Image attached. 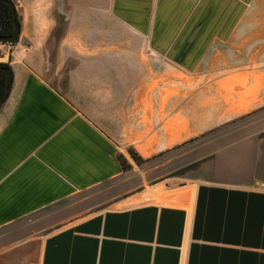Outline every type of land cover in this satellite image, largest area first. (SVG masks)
<instances>
[{"label":"crops","instance_id":"1","mask_svg":"<svg viewBox=\"0 0 264 264\" xmlns=\"http://www.w3.org/2000/svg\"><path fill=\"white\" fill-rule=\"evenodd\" d=\"M24 2L0 264H264L262 130L180 156L177 185L152 194L119 161L264 107V0Z\"/></svg>","mask_w":264,"mask_h":264},{"label":"rangeland","instance_id":"2","mask_svg":"<svg viewBox=\"0 0 264 264\" xmlns=\"http://www.w3.org/2000/svg\"><path fill=\"white\" fill-rule=\"evenodd\" d=\"M15 10L17 12L18 18L21 20L25 10L24 0H22L21 6H15ZM18 40L19 38L17 39V41ZM14 48L12 50H14ZM10 59L8 60L9 63L7 64L11 66ZM196 90H193V92H189V94L194 95ZM243 130L256 132H260L262 130L260 132V135L264 134V107L251 111L250 113L244 115H237L235 117H232L227 121L211 128L210 130L204 131L203 133H198L196 136L189 135L190 137H188L186 140L184 139V141H182L181 143L175 144L168 149L157 151L147 158H141L139 156V153L137 151H134L135 154L139 157V159L135 161L130 156L128 151L125 150V152L123 153L125 158V172L123 174V179L126 183L127 181H130L129 187L133 186V189L142 191L143 188H145L147 194L151 193L148 190L152 188V186L156 183H159L162 186L164 185L163 187H165V183H168L167 185H177L175 182H172L173 180H175L172 177L177 176V174H180L182 171V169L179 168L178 159L180 156H182L181 159H189V157L194 158L196 149L202 146L207 141H210L217 137L221 138L223 136L234 137ZM188 131L192 130H190V128H187V132ZM217 142L218 141H215L214 144H216ZM177 182H182V180H179Z\"/></svg>","mask_w":264,"mask_h":264},{"label":"water","instance_id":"3","mask_svg":"<svg viewBox=\"0 0 264 264\" xmlns=\"http://www.w3.org/2000/svg\"><path fill=\"white\" fill-rule=\"evenodd\" d=\"M1 1L6 2L11 9L12 17H13V24H14V33L11 35L0 36V40H2V41H5V40L15 41L19 38V34H20V22H19L18 17H17V12L15 10V6H14L12 0H1ZM1 74L5 75V87H4L3 93L0 96V106L4 102L6 97L8 96L10 88H11V84L13 81V70H12L11 66L3 65L0 68V75Z\"/></svg>","mask_w":264,"mask_h":264},{"label":"trees","instance_id":"4","mask_svg":"<svg viewBox=\"0 0 264 264\" xmlns=\"http://www.w3.org/2000/svg\"><path fill=\"white\" fill-rule=\"evenodd\" d=\"M0 22L4 27H7V26L11 27V28L13 27V18L11 15V11H10L9 6L6 3H0ZM9 35H11V34H9ZM16 41L17 40H15L13 42L15 43ZM3 65H8V64L7 63H0V67ZM4 87H5V75L1 74L0 75V96L4 91ZM128 153L133 158V160L137 161L139 159V157L131 149L128 150ZM122 157H123L122 155L119 156V161L120 160L122 161V159H123V163H125L124 162L125 158L124 157L122 158Z\"/></svg>","mask_w":264,"mask_h":264},{"label":"built area","instance_id":"5","mask_svg":"<svg viewBox=\"0 0 264 264\" xmlns=\"http://www.w3.org/2000/svg\"><path fill=\"white\" fill-rule=\"evenodd\" d=\"M13 4L18 7L22 5V0H12ZM13 46L14 42L10 40L2 41L0 40V63H9L8 60L10 59L13 53Z\"/></svg>","mask_w":264,"mask_h":264},{"label":"flooded vegetation","instance_id":"6","mask_svg":"<svg viewBox=\"0 0 264 264\" xmlns=\"http://www.w3.org/2000/svg\"><path fill=\"white\" fill-rule=\"evenodd\" d=\"M0 3H6V2H4V1H1L0 0ZM7 4V3H6ZM8 5V4H7ZM9 6V5H8ZM10 8V7H9ZM10 11H11V9H10ZM11 15H12V12H11ZM18 17V16H17ZM13 18V17H12ZM18 20H19V18H18ZM14 33V24H13V27L11 28V27H4L2 24H1V22H0V36H6V35H9V34H13ZM2 67V66H1ZM0 67V68H1Z\"/></svg>","mask_w":264,"mask_h":264}]
</instances>
